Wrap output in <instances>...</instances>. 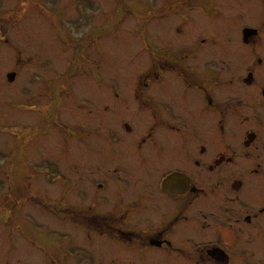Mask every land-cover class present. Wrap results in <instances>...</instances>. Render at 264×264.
Masks as SVG:
<instances>
[{
	"label": "rangeland",
	"instance_id": "1",
	"mask_svg": "<svg viewBox=\"0 0 264 264\" xmlns=\"http://www.w3.org/2000/svg\"><path fill=\"white\" fill-rule=\"evenodd\" d=\"M0 1V264H44L41 249L58 264L57 250L71 262L78 253L80 264L107 262L100 250L120 253L75 224L76 151L66 133L81 125L79 136L98 138L117 119L138 126L148 116L140 95L153 90L178 98L166 62L209 78L221 72L219 89L237 104V123L244 131L251 116L264 123L262 0ZM248 27L259 35L245 43ZM250 68L256 82L247 88ZM7 72L16 74L12 83ZM175 103L187 108L189 100ZM103 148L98 140L95 151ZM247 234L253 259L264 264V228Z\"/></svg>",
	"mask_w": 264,
	"mask_h": 264
},
{
	"label": "flooded vegetation",
	"instance_id": "2",
	"mask_svg": "<svg viewBox=\"0 0 264 264\" xmlns=\"http://www.w3.org/2000/svg\"><path fill=\"white\" fill-rule=\"evenodd\" d=\"M245 29L256 33L245 40ZM242 34L248 43L259 32L248 27ZM166 64L176 72L168 80L180 82V96L162 88L140 95L139 109L148 116L138 126L117 119L98 138L79 136L78 130L86 133L81 125L72 137L66 133L76 151L75 224L120 251L109 256L100 250L108 261L91 264H257L244 236L264 228V123L251 116L246 131L237 123V104L219 89L221 72L209 78L181 61ZM250 69L242 78L247 88L255 87ZM160 74L153 75L156 82ZM184 97L187 108L175 103ZM98 140L104 150L96 152ZM8 148L14 155L10 140ZM41 250L44 264H58ZM54 254L59 264L81 263L78 253L73 262L60 250Z\"/></svg>",
	"mask_w": 264,
	"mask_h": 264
},
{
	"label": "water",
	"instance_id": "3",
	"mask_svg": "<svg viewBox=\"0 0 264 264\" xmlns=\"http://www.w3.org/2000/svg\"><path fill=\"white\" fill-rule=\"evenodd\" d=\"M252 33H256V31L252 30V29H245L244 30V38H245V40H246V37L251 36ZM15 77H16L15 73H11V74L8 75L9 81H13L15 79Z\"/></svg>",
	"mask_w": 264,
	"mask_h": 264
}]
</instances>
